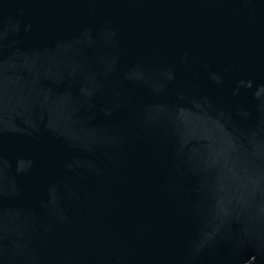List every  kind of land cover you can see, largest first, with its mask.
Instances as JSON below:
<instances>
[{
    "label": "water",
    "instance_id": "95a60500",
    "mask_svg": "<svg viewBox=\"0 0 264 264\" xmlns=\"http://www.w3.org/2000/svg\"><path fill=\"white\" fill-rule=\"evenodd\" d=\"M0 264H264V0H0Z\"/></svg>",
    "mask_w": 264,
    "mask_h": 264
}]
</instances>
